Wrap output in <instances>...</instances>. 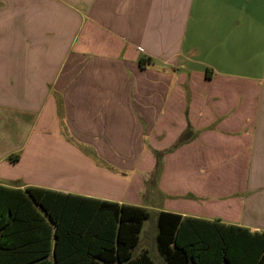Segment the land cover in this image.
<instances>
[{"label": "crops", "instance_id": "0c3cea01", "mask_svg": "<svg viewBox=\"0 0 264 264\" xmlns=\"http://www.w3.org/2000/svg\"><path fill=\"white\" fill-rule=\"evenodd\" d=\"M0 184L264 232V0H0Z\"/></svg>", "mask_w": 264, "mask_h": 264}, {"label": "trees", "instance_id": "16d2710c", "mask_svg": "<svg viewBox=\"0 0 264 264\" xmlns=\"http://www.w3.org/2000/svg\"><path fill=\"white\" fill-rule=\"evenodd\" d=\"M149 216L139 205L0 184V264H155L146 250L132 254ZM155 243L166 264H264V232L169 211L157 214Z\"/></svg>", "mask_w": 264, "mask_h": 264}, {"label": "rangeland", "instance_id": "374dc122", "mask_svg": "<svg viewBox=\"0 0 264 264\" xmlns=\"http://www.w3.org/2000/svg\"><path fill=\"white\" fill-rule=\"evenodd\" d=\"M181 101V94H177V98L175 101ZM155 235H156V222L154 215L152 214L146 220H144L140 233H139V241L133 247L132 254L135 256L140 251L146 250L150 257L153 259L155 264H166L162 256L158 253L155 243Z\"/></svg>", "mask_w": 264, "mask_h": 264}]
</instances>
